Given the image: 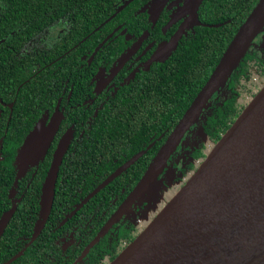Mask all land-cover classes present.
I'll list each match as a JSON object with an SVG mask.
<instances>
[{"label":"flooded vegetation","instance_id":"obj_1","mask_svg":"<svg viewBox=\"0 0 264 264\" xmlns=\"http://www.w3.org/2000/svg\"><path fill=\"white\" fill-rule=\"evenodd\" d=\"M127 1L84 37L61 23L0 50V227L8 218L0 264H111L158 214L157 197L132 193L195 99L196 62L215 24L201 11L205 0L197 17L187 0H132L117 13ZM248 54L244 77L237 82L242 69L233 71L170 154L160 194L185 185L227 112L261 91L264 31ZM54 120L44 156L35 149L33 162H23L28 137ZM60 149L44 220L43 186Z\"/></svg>","mask_w":264,"mask_h":264},{"label":"water","instance_id":"obj_2","mask_svg":"<svg viewBox=\"0 0 264 264\" xmlns=\"http://www.w3.org/2000/svg\"><path fill=\"white\" fill-rule=\"evenodd\" d=\"M158 1L162 4V0ZM203 1L187 0L186 9L197 17ZM263 31L264 0H259L149 165L132 198L142 196L155 200L157 197L158 204L157 176L170 154L212 96L225 86ZM58 127L56 120L48 127L39 125L26 141L23 162H33L35 149L40 150L37 157L44 156ZM63 151L60 149L57 153L43 186L41 217L44 220L53 205ZM158 206V214L111 264H264V86L185 185L167 203ZM7 220L0 227V234Z\"/></svg>","mask_w":264,"mask_h":264},{"label":"trees","instance_id":"obj_3","mask_svg":"<svg viewBox=\"0 0 264 264\" xmlns=\"http://www.w3.org/2000/svg\"><path fill=\"white\" fill-rule=\"evenodd\" d=\"M258 2L259 0H205L201 11H206V19L215 25L206 36V51L203 50L202 54L198 55L194 72L193 98L206 84ZM119 3L120 0H0V41L5 40L3 43L0 42V50L6 48L8 44L18 42L20 36L61 23L68 24L73 28L74 34L79 33L84 37L105 22L115 12V6ZM247 58L249 54L245 55L234 70L236 74L242 69L241 75H236L237 82H240L244 77L242 74L248 69L245 62ZM9 71L10 69L5 73ZM247 105H241L240 109L234 106L227 112L226 121L220 126L222 128L218 133V141L231 128Z\"/></svg>","mask_w":264,"mask_h":264},{"label":"rangeland","instance_id":"obj_4","mask_svg":"<svg viewBox=\"0 0 264 264\" xmlns=\"http://www.w3.org/2000/svg\"><path fill=\"white\" fill-rule=\"evenodd\" d=\"M171 196L172 195H170V190H168V188L164 187L163 190L161 191L160 198L158 199V204L157 205H162L163 206L165 203H167L170 200ZM157 211H158V208H157Z\"/></svg>","mask_w":264,"mask_h":264}]
</instances>
